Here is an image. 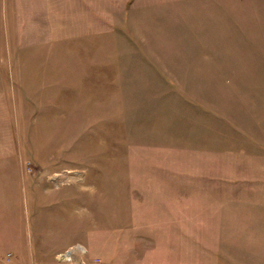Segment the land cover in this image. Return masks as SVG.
<instances>
[{"label":"rangeland","instance_id":"rangeland-1","mask_svg":"<svg viewBox=\"0 0 264 264\" xmlns=\"http://www.w3.org/2000/svg\"><path fill=\"white\" fill-rule=\"evenodd\" d=\"M44 1L40 41L31 0H0V181L23 258L264 264V181L223 178L205 132L224 123L161 85V55L220 49L224 7L264 0Z\"/></svg>","mask_w":264,"mask_h":264},{"label":"crops","instance_id":"crops-1","mask_svg":"<svg viewBox=\"0 0 264 264\" xmlns=\"http://www.w3.org/2000/svg\"><path fill=\"white\" fill-rule=\"evenodd\" d=\"M31 4V16L41 36L39 40L44 41L48 14L50 30L53 26L52 8L44 0H36V6L31 0ZM235 4L232 8L224 7L228 12L222 19L220 49L189 50L184 55L169 51L168 55H161V58L165 57L161 60V85L189 90L190 99L205 108V117L200 116L201 121L212 123L216 119L224 123L221 131L207 127L205 132L207 139H218L223 163L232 164L221 168L223 178L264 181V17L257 13L264 9V4H252V7L242 1ZM191 22L181 26H195V21ZM192 29L193 33L189 34L195 37V28ZM205 36L208 40L209 36ZM214 101L220 103L214 104ZM197 105L193 106L198 108ZM13 183L0 181V256L14 249L21 257L12 264H29L23 258L27 251L22 247L21 233L16 228ZM60 249L63 248L55 250V255L61 252ZM33 264L67 263L54 258L51 261L36 260Z\"/></svg>","mask_w":264,"mask_h":264},{"label":"built area","instance_id":"built-area-1","mask_svg":"<svg viewBox=\"0 0 264 264\" xmlns=\"http://www.w3.org/2000/svg\"><path fill=\"white\" fill-rule=\"evenodd\" d=\"M61 257L64 259L70 260L71 259V253L69 252V253L63 254Z\"/></svg>","mask_w":264,"mask_h":264}]
</instances>
